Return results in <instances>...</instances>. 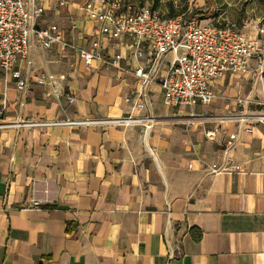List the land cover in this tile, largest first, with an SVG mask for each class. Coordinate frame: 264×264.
<instances>
[{
  "label": "crops",
  "instance_id": "crops-1",
  "mask_svg": "<svg viewBox=\"0 0 264 264\" xmlns=\"http://www.w3.org/2000/svg\"><path fill=\"white\" fill-rule=\"evenodd\" d=\"M86 1L38 0L43 10L35 24L55 26L68 41L87 46L94 21ZM206 20L224 25L218 14ZM259 21L262 13L248 27ZM100 41L103 58L118 56L126 70L100 60L85 64L72 50H44L33 40L27 59L15 63L27 78L23 91L0 70V264H264L263 123L251 121L250 133L237 120L188 128L158 122L148 131L18 125L125 115L124 98L140 88L133 70L148 55H135L128 38ZM171 57L167 53L164 64ZM41 71L63 75L57 91L74 101L57 100L49 87L38 86ZM244 77L262 85L264 106V73ZM146 95L141 114L154 117L248 114L232 113L234 104L220 100L206 112L198 108L205 104L168 107L157 83ZM215 127L214 138H206ZM227 147L241 172L211 175L198 160L218 162Z\"/></svg>",
  "mask_w": 264,
  "mask_h": 264
},
{
  "label": "built area",
  "instance_id": "built-area-1",
  "mask_svg": "<svg viewBox=\"0 0 264 264\" xmlns=\"http://www.w3.org/2000/svg\"><path fill=\"white\" fill-rule=\"evenodd\" d=\"M185 14L196 8V0H187ZM87 16L94 21V33L87 46H79L64 38L55 26L39 28L35 20L42 13L38 0H0V70L7 77L15 79L18 91L27 86V78L15 69L18 60H26L30 42L33 40L44 50L53 46L72 50L85 64L100 60L120 71L126 70L119 64V57L105 60L101 54L100 36L112 40L128 38L135 49V55L147 54L145 65H139L133 74L139 80L140 88L128 94L124 103L128 110L120 118L60 119L51 121H28L18 125L29 127L57 126H133L139 125L148 131L158 122H180L186 128L205 121L237 120L250 133V122L264 124V113L211 115L190 112L185 115L154 117L141 114L147 105L146 91L150 84L157 83L168 107L210 104L213 99V85L226 72L248 75L264 73V21L254 22L241 30L234 25H215L212 20L202 22L199 16L185 14L167 18L149 6H133L128 0H87L84 4ZM146 53H145V52ZM171 53L169 61L164 57ZM64 79L49 72H38L34 82L49 87L60 100L64 96L68 103L74 101L71 94L57 91V80ZM218 127L206 131L205 136L213 139ZM229 140L236 139L234 133ZM227 147L218 157V162L206 163L198 160L211 175L241 172V165L229 153ZM36 206L38 203L33 202Z\"/></svg>",
  "mask_w": 264,
  "mask_h": 264
},
{
  "label": "rangeland",
  "instance_id": "rangeland-1",
  "mask_svg": "<svg viewBox=\"0 0 264 264\" xmlns=\"http://www.w3.org/2000/svg\"><path fill=\"white\" fill-rule=\"evenodd\" d=\"M128 2L134 7L149 6L167 18H171L173 14L184 15L188 5L187 0H128ZM195 4L194 12L185 14L186 17L195 15L203 20L218 14L221 23L229 22L235 26L248 27L250 22L255 21L261 13L264 15V0H196ZM199 4H202V7H199ZM218 81L221 83L219 84ZM214 85V96L210 104L220 100L224 104H234L232 113H264V106L260 105L263 97L257 89L262 87L260 83L256 85L253 80H246L241 75L224 74L216 80ZM210 104L198 108L206 112L210 110Z\"/></svg>",
  "mask_w": 264,
  "mask_h": 264
},
{
  "label": "trees",
  "instance_id": "trees-1",
  "mask_svg": "<svg viewBox=\"0 0 264 264\" xmlns=\"http://www.w3.org/2000/svg\"><path fill=\"white\" fill-rule=\"evenodd\" d=\"M178 14H173V15H171V17H174V16H177Z\"/></svg>",
  "mask_w": 264,
  "mask_h": 264
}]
</instances>
